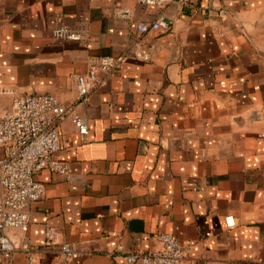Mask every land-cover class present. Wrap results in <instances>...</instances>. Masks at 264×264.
Listing matches in <instances>:
<instances>
[{
	"label": "crops",
	"instance_id": "crops-1",
	"mask_svg": "<svg viewBox=\"0 0 264 264\" xmlns=\"http://www.w3.org/2000/svg\"><path fill=\"white\" fill-rule=\"evenodd\" d=\"M159 15L168 31L137 29ZM60 24L82 38H58ZM120 55L83 99L75 75ZM44 94L88 135L71 115L60 124L73 180L36 175L45 194L29 227L5 231L30 238L32 261L17 251L0 264H129L161 233L187 247L183 264H264V0H0V113ZM49 226L77 259L46 244Z\"/></svg>",
	"mask_w": 264,
	"mask_h": 264
},
{
	"label": "built area",
	"instance_id": "built-area-1",
	"mask_svg": "<svg viewBox=\"0 0 264 264\" xmlns=\"http://www.w3.org/2000/svg\"><path fill=\"white\" fill-rule=\"evenodd\" d=\"M147 6L164 7L167 0H139ZM184 4L189 0H175ZM124 17L127 16L125 13ZM137 29L168 31L170 23L163 15L152 23L138 24ZM81 30L59 25L57 37L79 41ZM140 56V55H137ZM125 55L105 56L92 61L86 73L75 75L78 91L84 99L91 92L105 85L107 78L116 74ZM84 139L88 125L84 118L70 114L67 107L53 95H26L18 97L11 110L0 113V257L9 260L17 251H23L32 261L34 250L31 240L25 237L20 243L11 240L7 229L26 231L31 222L30 205L43 197L45 188L36 175L49 170L72 182L73 172L68 162L59 158L61 151L60 124L68 118ZM228 228L235 226L234 218L227 216ZM161 248L155 251H139L126 257L129 264H183L187 247L170 233L157 235ZM45 242L57 246L62 259L71 262L80 253L68 242H62L56 229L45 230Z\"/></svg>",
	"mask_w": 264,
	"mask_h": 264
}]
</instances>
